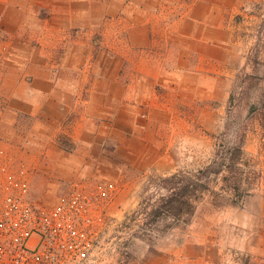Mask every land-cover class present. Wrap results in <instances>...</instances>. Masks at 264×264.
I'll use <instances>...</instances> for the list:
<instances>
[{
    "label": "rangeland",
    "instance_id": "374dc122",
    "mask_svg": "<svg viewBox=\"0 0 264 264\" xmlns=\"http://www.w3.org/2000/svg\"><path fill=\"white\" fill-rule=\"evenodd\" d=\"M260 1L135 0L142 10L131 18L116 14L117 5L110 0H0V58L28 50L22 40L37 44L47 38L46 25L80 21L84 27L78 31L88 42L86 65L92 67L86 87H106L107 92L119 87L123 99L117 111L109 98L103 107L72 110L58 124H48V135L40 129L30 135L35 119L18 114L17 138L4 139L0 133V167L24 169L32 197L44 206H53L75 182L114 184L117 194L106 209L103 264H199L190 245L178 261L163 252L169 247L160 241L169 231L167 222L149 224L145 202L158 205L163 194L158 177L178 168L203 167L220 149L217 144L242 139L250 166L241 173L251 190L238 205L217 210L206 196L189 224L175 228L186 235H191L188 229L204 233L214 228L209 264H263L264 128L262 112L252 107L261 108L264 102V75L250 53L259 37L264 45V34L259 32L261 20L247 15ZM244 13L242 24L236 25ZM149 17L157 20L150 29L154 42L143 46L142 34L136 32L139 41L131 45L118 22L142 23ZM100 52L119 58L117 82L110 78L111 63L99 60ZM259 59L264 63V52ZM170 65H175V75L160 71ZM208 78L213 83L208 95L202 87H190ZM174 81L179 84L175 89L164 88ZM154 94L164 98L155 103ZM3 100L0 96V107ZM76 123L80 130L74 139L70 134ZM257 247L260 256L253 254Z\"/></svg>",
    "mask_w": 264,
    "mask_h": 264
},
{
    "label": "crops",
    "instance_id": "0c3cea01",
    "mask_svg": "<svg viewBox=\"0 0 264 264\" xmlns=\"http://www.w3.org/2000/svg\"><path fill=\"white\" fill-rule=\"evenodd\" d=\"M110 2L117 5L116 14L122 13L127 17L134 18L137 12L142 10L135 0H110ZM156 21L149 17L142 23L120 20L118 24L123 25L122 29L127 32V40L131 45L139 41L134 36L137 32L142 34V45L146 47L154 42L153 33L150 29L154 27ZM83 24L80 21L70 20L54 26L46 25L43 28H46L47 38L39 39L37 44L22 40L20 44L22 47L26 46L28 50L18 52L16 49V52L0 58V96L4 98L5 103L0 107L2 138L8 140L17 138L18 132L15 123L18 114L28 115L35 119L29 132L30 135L37 133L39 129L42 130V134L48 135L51 134L50 130L52 129L48 124L54 123V121L58 124L62 121L63 116L72 110L87 106L103 107L106 98H109L110 107H115V111H117L120 103L123 104V99L119 98V87H109L110 91L108 89V92L110 94L103 91V88L106 87H86L85 76H88L92 71V67L90 65L88 68L86 65L89 57L88 42L78 31V28L84 27ZM102 24L100 22V26ZM227 42H230L229 37H227ZM206 45H213V43L206 42ZM59 48H64L61 54L58 52ZM171 50H174L173 47ZM98 57H100L99 60L106 59L111 63L110 78L117 82L119 58L117 56L109 58L102 52L98 54ZM98 57L94 58L96 62L94 70H97ZM160 58L159 56L158 59ZM198 58L209 57L198 56ZM174 67L175 65H170L167 68L162 67L163 70L160 71L175 75ZM65 77L68 80H65ZM177 86L179 84L174 81L166 84L164 88L174 87L175 89ZM212 86L211 78H208L203 83L196 80L190 87H202L208 95L209 87ZM160 98L163 99L164 97L154 94L151 100L159 103L162 100ZM208 98L203 97L202 99L207 100ZM106 105L108 104L106 103ZM64 109L65 111H62ZM50 116L54 118H49ZM79 130V125L76 123L70 136L74 139L77 138ZM188 230L191 235H186L183 233L184 230L178 228L170 229L160 240L169 245L163 252L173 253L174 260L178 261L184 256V248L190 245L197 251L194 260L199 264H209L208 251L213 250L215 245L214 228L204 229V233H198L193 229ZM188 236L195 238L188 239ZM213 240L214 243L212 244ZM255 253L261 255L258 252V247L253 254ZM256 260L259 261V258L256 257Z\"/></svg>",
    "mask_w": 264,
    "mask_h": 264
},
{
    "label": "built area",
    "instance_id": "2783aa9c",
    "mask_svg": "<svg viewBox=\"0 0 264 264\" xmlns=\"http://www.w3.org/2000/svg\"><path fill=\"white\" fill-rule=\"evenodd\" d=\"M112 183L75 182L53 206L34 200L28 174L0 167V264H103Z\"/></svg>",
    "mask_w": 264,
    "mask_h": 264
},
{
    "label": "trees",
    "instance_id": "16d2710c",
    "mask_svg": "<svg viewBox=\"0 0 264 264\" xmlns=\"http://www.w3.org/2000/svg\"><path fill=\"white\" fill-rule=\"evenodd\" d=\"M243 9L241 6L240 11ZM244 15L245 13L237 16L236 25L242 24ZM247 15L261 20L259 32L264 34V1L255 5V9ZM261 43L262 39L259 37L258 45L250 53L254 59L250 61L254 62L255 67H260L264 75V63L259 61L264 52V45ZM252 110L262 112L260 125L264 128V102L261 108L252 107ZM217 146L220 149L215 151L213 158L205 166L191 171L178 168L166 176L158 177L159 188L163 191L158 205H152L148 200L144 206L149 224L161 219L167 222L165 231L186 227L206 196L210 197L209 205L215 210L227 204L238 205L241 195L251 190L241 173L244 170L242 167L250 166L244 159L243 140Z\"/></svg>",
    "mask_w": 264,
    "mask_h": 264
}]
</instances>
